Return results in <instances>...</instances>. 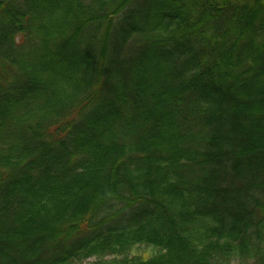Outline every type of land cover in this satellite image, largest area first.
<instances>
[{
	"label": "trees",
	"instance_id": "1",
	"mask_svg": "<svg viewBox=\"0 0 264 264\" xmlns=\"http://www.w3.org/2000/svg\"><path fill=\"white\" fill-rule=\"evenodd\" d=\"M89 258L264 264V0H0V264Z\"/></svg>",
	"mask_w": 264,
	"mask_h": 264
},
{
	"label": "rangeland",
	"instance_id": "2",
	"mask_svg": "<svg viewBox=\"0 0 264 264\" xmlns=\"http://www.w3.org/2000/svg\"><path fill=\"white\" fill-rule=\"evenodd\" d=\"M111 259L112 258L110 257V258L106 259L105 261H110ZM95 261H96L95 258H89V259H82V260L75 261L72 264H93Z\"/></svg>",
	"mask_w": 264,
	"mask_h": 264
}]
</instances>
